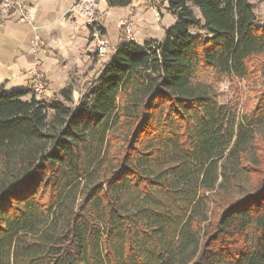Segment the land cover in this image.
<instances>
[{
  "label": "trees",
  "instance_id": "trees-1",
  "mask_svg": "<svg viewBox=\"0 0 264 264\" xmlns=\"http://www.w3.org/2000/svg\"><path fill=\"white\" fill-rule=\"evenodd\" d=\"M165 1L163 38L121 44L76 102L0 92V264H264V146L231 144L233 107L198 80L264 76V25L252 0Z\"/></svg>",
  "mask_w": 264,
  "mask_h": 264
},
{
  "label": "crops",
  "instance_id": "crops-1",
  "mask_svg": "<svg viewBox=\"0 0 264 264\" xmlns=\"http://www.w3.org/2000/svg\"><path fill=\"white\" fill-rule=\"evenodd\" d=\"M16 5L30 14L31 21L18 22L15 8L5 13L0 5V92L31 89V71L37 67L46 77L45 96L57 95L78 75L83 81L91 79L121 44L128 43L121 39V21L131 27L132 43L139 49L160 41L176 21L165 0H132L126 7L112 8L106 0H97L96 16L110 48L107 58L99 60L76 0H15Z\"/></svg>",
  "mask_w": 264,
  "mask_h": 264
},
{
  "label": "rangeland",
  "instance_id": "rangeland-1",
  "mask_svg": "<svg viewBox=\"0 0 264 264\" xmlns=\"http://www.w3.org/2000/svg\"><path fill=\"white\" fill-rule=\"evenodd\" d=\"M254 4V14L260 22L264 25V0H252ZM195 14L198 16L197 11ZM191 33L195 31L190 28ZM121 39L124 40V34H121ZM99 60H102L98 58ZM80 75L75 77L76 82H73L75 86V98L74 102L77 101L81 93L84 92L86 85L89 83L90 78L80 79ZM198 80L207 84L213 85L218 94V102L223 106L233 107L232 113V143L236 142L237 146H243L247 150V156L250 161L253 160L255 150L252 147L253 142L258 144L259 147L264 146V121L249 125L248 117L251 114L254 107V95L259 93L264 88V76L259 72L253 77L245 80H229L227 78L217 79L214 73L210 71H202L198 75ZM84 83V84H83ZM35 95V94H34ZM39 99H53L59 100L56 95L52 96H39L35 95ZM27 97L26 99H28ZM256 144V146H257ZM223 166L226 171H230V174L234 181L241 188L236 190L235 194H243L250 192V184L246 180L245 173L240 169L238 161L236 159L235 151L233 153L224 154Z\"/></svg>",
  "mask_w": 264,
  "mask_h": 264
},
{
  "label": "built area",
  "instance_id": "built-area-1",
  "mask_svg": "<svg viewBox=\"0 0 264 264\" xmlns=\"http://www.w3.org/2000/svg\"><path fill=\"white\" fill-rule=\"evenodd\" d=\"M0 5L5 13L10 12L15 8L19 12L18 22L29 23L31 16L28 12L24 11L20 5L15 6V0H0ZM76 5L80 9V14L86 19V24L91 30L92 39L94 41L95 52L98 58L105 59L110 53V48L107 41L102 37L101 28L98 23V17L96 16L97 0H76ZM124 37L128 43H132V31L131 27L126 22L121 21L119 23ZM31 91L35 95L45 96L48 94V88L46 86L45 74L35 67L31 71Z\"/></svg>",
  "mask_w": 264,
  "mask_h": 264
}]
</instances>
